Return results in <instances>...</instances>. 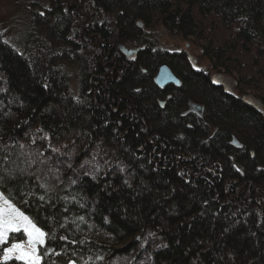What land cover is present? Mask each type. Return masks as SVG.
<instances>
[{"label":"trees","instance_id":"1","mask_svg":"<svg viewBox=\"0 0 264 264\" xmlns=\"http://www.w3.org/2000/svg\"><path fill=\"white\" fill-rule=\"evenodd\" d=\"M3 2L0 190L49 233L41 264H264V0Z\"/></svg>","mask_w":264,"mask_h":264},{"label":"snow or ice","instance_id":"2","mask_svg":"<svg viewBox=\"0 0 264 264\" xmlns=\"http://www.w3.org/2000/svg\"><path fill=\"white\" fill-rule=\"evenodd\" d=\"M39 199L44 200V196ZM80 219L83 220V217ZM21 231L27 240L14 242L10 247H5L2 259L7 261L14 256L15 259L23 261L24 264H41L42 257L53 251L48 249L47 252H38V246H44L49 238V233L45 232L42 227H38L31 218L0 194V245L7 243L9 233ZM60 239H65V237H60ZM68 264H76V262L69 261Z\"/></svg>","mask_w":264,"mask_h":264},{"label":"rangeland","instance_id":"3","mask_svg":"<svg viewBox=\"0 0 264 264\" xmlns=\"http://www.w3.org/2000/svg\"><path fill=\"white\" fill-rule=\"evenodd\" d=\"M6 8H7V4H5L3 2V0H0V9L5 10ZM152 34H153L152 37L156 38L157 40L159 39V41L161 43H163L164 46L169 49V51L185 50L189 59H190L192 66L194 68L204 70L205 72H208V73L212 72L213 73L212 77H213L214 82L224 85V87L229 92H232L235 95H240L241 92H240V90L236 84V80L233 78V76L228 74V73L221 72V71H213V68L211 67L209 58L205 54H203L200 46H198L192 42H184L181 40L180 37H172L162 27H157L155 32H153ZM70 75L72 77L71 87L75 90L77 88V81H76V77H75L76 76V70H71ZM248 100L253 101V98L248 97ZM0 194H2L4 196V198L8 199L7 196L1 190H0ZM8 200L11 203H13L10 199H8ZM14 205L16 206V204H14ZM21 212H23V211H21ZM23 213L26 216H28L29 218H31L25 212H23ZM9 234H8V236H9ZM26 240H27V237H26ZM17 242H22V241H17ZM10 246L11 245H9L7 247H10ZM2 257H3V255H2ZM2 257H0V260H3Z\"/></svg>","mask_w":264,"mask_h":264},{"label":"water","instance_id":"4","mask_svg":"<svg viewBox=\"0 0 264 264\" xmlns=\"http://www.w3.org/2000/svg\"><path fill=\"white\" fill-rule=\"evenodd\" d=\"M141 24V22H140ZM131 51H128L130 53ZM155 81L159 85H165L169 82L179 83V77L174 73L171 67L166 63L163 62L159 65L156 75ZM200 107H198V110Z\"/></svg>","mask_w":264,"mask_h":264},{"label":"flooded vegetation","instance_id":"5","mask_svg":"<svg viewBox=\"0 0 264 264\" xmlns=\"http://www.w3.org/2000/svg\"><path fill=\"white\" fill-rule=\"evenodd\" d=\"M121 46V49L122 50H124L123 48H125V47H123L122 45H120ZM125 52H123V53H125V55H127V56H129V55H132V54H134L136 51L135 50H129V49H127V50H124ZM128 51H131L130 53H128ZM121 62H124V56L123 57H119V58H116V60H115V63L116 64H121ZM123 64V66L121 67V66H119L120 68H123L121 71H120V74H122L123 73V70H124V67H125V64L124 63H122ZM120 74H118V75H120Z\"/></svg>","mask_w":264,"mask_h":264}]
</instances>
